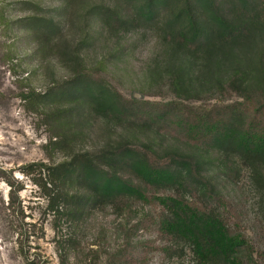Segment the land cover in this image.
<instances>
[{
    "label": "trees",
    "instance_id": "16d2710c",
    "mask_svg": "<svg viewBox=\"0 0 264 264\" xmlns=\"http://www.w3.org/2000/svg\"><path fill=\"white\" fill-rule=\"evenodd\" d=\"M19 1L32 6L18 20L29 24L34 51L51 50L62 35L60 21L36 0ZM85 2L83 42L62 40L73 73L38 90L29 72L20 95L37 106L47 124L56 119L62 130L74 111L88 108L117 140L58 161L27 162L22 171L43 196L37 220L25 221L30 213L16 202L24 185L8 180V205L21 212L23 222L17 237L21 249L31 236L43 237L49 221L57 264H69L79 243L77 228L83 224L84 236L90 213L110 208L128 217L135 214L138 229L162 239L136 250L187 246L191 264H263L264 247L248 233L240 202L224 182L235 178L239 167L248 168L264 191V0ZM92 22L119 37L151 33L159 53L155 65L148 66V78L152 85L166 79L173 97H127L89 68L81 50L94 33ZM226 92L237 98L226 101ZM53 96L73 105L55 109ZM201 99L211 103H195ZM68 139L57 131L44 146H62ZM90 250L96 257L101 253ZM114 252V247L105 252L106 264ZM28 258V264H52L41 252Z\"/></svg>",
    "mask_w": 264,
    "mask_h": 264
},
{
    "label": "rangeland",
    "instance_id": "374dc122",
    "mask_svg": "<svg viewBox=\"0 0 264 264\" xmlns=\"http://www.w3.org/2000/svg\"><path fill=\"white\" fill-rule=\"evenodd\" d=\"M36 1L49 8L62 27V35H57L55 45L48 51H34L36 41L29 31V24L18 20L28 15L32 6L19 0H0V264H28L27 256L32 258L36 251L52 264L60 260L55 230L49 221L44 222V236H31L25 242L24 252L21 249L17 237L23 222L21 212L8 205L11 197L8 180L15 185L18 182L24 185L18 191L16 202L22 201L25 213H30L25 221L37 220L38 204L42 203L43 196L31 176L22 171L24 165L48 157L58 161L78 151L97 150L109 141L117 140V134L104 128L101 119L91 114L88 108L74 111L66 129L62 130L56 119L49 120L47 124L43 115L36 112L37 106L21 97L20 91L25 83L23 77L29 72L32 73L31 85L38 90L68 79L73 73V66L63 53L62 40H69L71 45L83 42V0ZM102 1L105 2L86 0L85 4L90 6ZM90 28L94 33L81 50L89 68L97 70L127 97L161 100L173 97L167 92L166 79L152 85L148 78V66L155 65L159 53L151 33L132 31L121 33L119 37L97 23L92 22ZM81 45L83 47V43ZM158 89L161 94H151ZM225 95L226 101L237 98L234 92H226ZM52 101L55 109L73 105L68 99H57L56 96ZM195 103L208 104L211 101L201 99ZM57 131L67 134L69 139L62 146L45 148L44 144ZM239 168L235 178L224 182V189L240 202L247 231L263 248L264 191L250 169ZM136 218L135 214L128 217L110 208L94 210L86 224L87 234L83 236V224L77 228L79 243L71 254L69 264H106L105 252L110 247L115 248L109 257L111 264H191V250L187 246L147 253L136 250L144 242L159 243L162 240L156 233L138 229ZM91 246L101 250L97 257L90 250Z\"/></svg>",
    "mask_w": 264,
    "mask_h": 264
}]
</instances>
